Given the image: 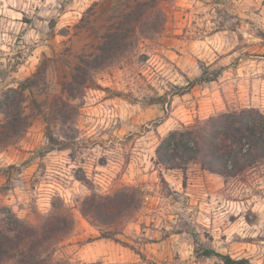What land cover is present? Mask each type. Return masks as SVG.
<instances>
[{
  "label": "rangeland",
  "instance_id": "374dc122",
  "mask_svg": "<svg viewBox=\"0 0 264 264\" xmlns=\"http://www.w3.org/2000/svg\"><path fill=\"white\" fill-rule=\"evenodd\" d=\"M117 24L126 47L87 75L92 87L73 84L69 97L75 70L101 55ZM203 74L216 79L171 95ZM27 78L29 127L0 151V207L36 229L53 204L70 214L55 260L222 264L202 256L212 248L264 264V166L225 181L198 163L166 169L156 156L160 139L182 124L244 108L264 114V0H0V93ZM123 186L137 188L142 204L117 237L143 257L98 239L109 227L79 212L86 196Z\"/></svg>",
  "mask_w": 264,
  "mask_h": 264
},
{
  "label": "trees",
  "instance_id": "16d2710c",
  "mask_svg": "<svg viewBox=\"0 0 264 264\" xmlns=\"http://www.w3.org/2000/svg\"><path fill=\"white\" fill-rule=\"evenodd\" d=\"M125 24H117L113 32L104 36L98 50L101 55L93 58L85 56L81 69L75 70L79 76L71 78L65 88L69 97L75 89L73 84L84 89L92 87L94 82L87 75L99 69L105 61L113 59L115 52L126 47L124 41L129 34L127 30L126 35L124 33ZM130 31H135V28ZM215 79L216 76L209 78L203 74L200 79L188 82L183 88L174 87L171 95H183L196 85ZM33 83L27 78L19 81L16 88L9 87L0 93V114L3 116L0 121V151L22 137L29 127L24 92L31 89ZM151 101L159 103L160 100ZM33 104H36L34 100ZM55 119L65 123L67 118L59 114ZM67 148L68 145L63 143L57 149ZM156 156L159 163L169 170H183L189 164L198 163L203 170L218 174L225 181L246 176L264 166V114L255 108H244L218 113L192 124H182L160 139ZM139 192L135 187L123 186L112 194L92 193L79 203V212L91 223L109 227L107 230L99 229L98 239L111 240L143 257L133 246L117 237L121 234L118 227L141 207ZM166 195L172 197L170 192ZM59 209L53 204L51 215L36 229L24 223L10 209L0 207V264H69L53 257L55 246L73 229L71 215H62ZM202 256L216 257L222 264H251L246 259L236 260L212 248L204 250Z\"/></svg>",
  "mask_w": 264,
  "mask_h": 264
}]
</instances>
